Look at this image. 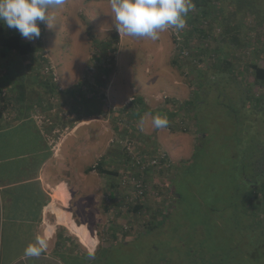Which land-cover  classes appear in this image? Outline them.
I'll return each mask as SVG.
<instances>
[{
    "label": "rangeland",
    "instance_id": "374dc122",
    "mask_svg": "<svg viewBox=\"0 0 264 264\" xmlns=\"http://www.w3.org/2000/svg\"><path fill=\"white\" fill-rule=\"evenodd\" d=\"M208 1L215 25L196 8L200 2L192 0L195 7L186 17V27L166 29L152 41L120 34L111 0H66L62 8L50 10L51 27L40 24L41 35L33 40L39 53L24 59L15 52L0 55V76L23 91L22 104L35 102L38 85L51 79V84L64 87L63 94L71 92L76 81V98L87 96L104 105L105 113L98 117L108 123L107 160L102 166L119 174L107 181V192L115 190L113 199L119 202L108 193L106 199L105 193L101 197L116 207L113 216L123 215L126 223L116 230V223L99 222L108 231V245L98 255L101 264H264L262 196L256 197L249 187L260 186L263 178L262 147L244 150L250 142L259 145L264 140V109L247 117L250 104L245 109L239 104L235 107L244 118L231 117L225 106L216 104H233L244 92L236 83L224 88L219 76H212L218 48H227L235 35L236 45L224 52L235 72L250 80L248 64L264 67V3ZM218 22L224 28H218ZM94 39L118 47L115 61L107 51L93 48ZM94 56L102 61H93ZM24 63L46 73H20ZM99 65L111 70L107 85ZM196 94L197 117L186 104ZM133 98L143 103L126 109ZM51 100L45 92L46 105ZM77 103L93 111V103ZM156 114L167 116V127H153ZM98 151V156L104 153ZM101 160L92 163L95 175ZM132 176L145 184L140 195L132 184L124 186L122 178ZM137 205L140 208L133 211Z\"/></svg>",
    "mask_w": 264,
    "mask_h": 264
},
{
    "label": "crops",
    "instance_id": "0c3cea01",
    "mask_svg": "<svg viewBox=\"0 0 264 264\" xmlns=\"http://www.w3.org/2000/svg\"><path fill=\"white\" fill-rule=\"evenodd\" d=\"M2 49V56L12 53ZM33 71L39 77L43 73L27 63L19 66L20 73ZM76 84L63 94L64 87L43 82L38 85L40 96L36 88V101L22 104L23 91L0 76V264H99L98 255L108 245V231L99 222L116 223V230L126 223L123 215L113 216L116 207L101 197L110 194L108 177L119 175L102 166L108 123L98 117L105 113L104 105L87 96L76 98ZM45 92L51 104L43 101ZM85 101L94 104L93 111L77 103ZM96 118L100 121L92 122ZM101 149L104 153L98 156ZM99 157L95 175L92 163ZM112 193L117 192L110 199L118 203ZM48 228L53 237L47 250L38 257L26 256L25 247Z\"/></svg>",
    "mask_w": 264,
    "mask_h": 264
},
{
    "label": "clouds",
    "instance_id": "9594fccd",
    "mask_svg": "<svg viewBox=\"0 0 264 264\" xmlns=\"http://www.w3.org/2000/svg\"><path fill=\"white\" fill-rule=\"evenodd\" d=\"M66 0H0V21L10 29H16L27 40L38 39L40 24L52 26L54 17L50 10L62 8ZM112 19L116 30L135 38L159 39L160 33L173 28L177 31L186 27V17L195 5L192 0H111ZM166 115L156 114L152 125L156 129L167 127ZM143 130V121H141ZM53 230L48 228L43 235L29 243L24 254L38 257L48 248ZM94 256V250L89 251Z\"/></svg>",
    "mask_w": 264,
    "mask_h": 264
},
{
    "label": "trees",
    "instance_id": "16d2710c",
    "mask_svg": "<svg viewBox=\"0 0 264 264\" xmlns=\"http://www.w3.org/2000/svg\"><path fill=\"white\" fill-rule=\"evenodd\" d=\"M242 1V0H240ZM264 3V0H261ZM194 2L199 3L200 6H196V8H200L201 10V14L203 16L204 19H208L211 23V25H215L217 22L213 19L215 18V11L214 14L212 16V11L208 10L207 6H210V2L207 0H194ZM207 21V20H206ZM221 22V19H220ZM218 22V28H224L222 27V23ZM192 23H194V21L192 20ZM223 36V33L221 34ZM117 38V37H116ZM238 41L237 36H233L231 41L227 44V48L228 49H232L236 43ZM0 47L3 48L2 50L5 51H11V52H15L23 57L29 56L33 53H39V48L38 46H34L33 44V40H27L24 39L20 33L16 30V29H10L6 26V24H3L2 21H0ZM93 48L95 50H101V51H107L108 52V58L110 61H115V53L118 50V47L114 44L111 43V47H107L105 42H101L98 39H94L93 40ZM227 48L225 47L223 50L218 48V51L220 54H218L217 59H216V63L213 66L214 68V72L212 73V76H219L220 83L224 88L231 86V83L233 85V83L238 84L239 86V90H241V92H244V94L241 93V98H239L238 100L233 101V104H231V100L228 102V106H226L224 103L222 104H216V105H220V106H225V109H227V112L231 113V117H241L244 118L243 115L239 114V111L237 110V108L235 107L236 105L238 106L243 105L244 109H245V105L250 104V106H246L247 109H245L246 111V116L247 117H251V115L256 114L257 116L259 114L262 113L263 109H264V67H261L259 65L258 62H254L252 61L251 64H248L246 66L247 71H249L248 69H250L251 71V77L252 79L248 80L245 79V77L243 76V74L241 75V73L239 72H235V69L233 68V64L230 61V58H228V55L225 54L224 52H226ZM207 51H205L206 53ZM101 58L95 57L93 58V61H99ZM46 62H48L47 60H44ZM102 61V59L100 60ZM100 67V71L104 74V76L102 77V81L104 84L107 85L108 79L111 75V70L110 68H103L99 65ZM241 70V69H240ZM49 72V70H46ZM44 74L46 73L45 70L43 72ZM203 78H208V76H206V73H201ZM208 75V74H207ZM230 77H232L230 79ZM52 81L51 79L49 80V82ZM252 81V82H251ZM199 86L202 87L201 90H203V87H205L201 81L198 82ZM208 84V82H207ZM206 84V85H207ZM225 90V89H223ZM199 92V91H197ZM202 92V91H201ZM263 92V93H261ZM200 96L198 97V94H196V98L194 100H191L190 102H187L186 104L189 105L190 107L193 108L194 113L193 115L196 113V117L198 115L199 109H198V105L195 106L194 108V103H196L197 101L195 100H199ZM140 103H143L142 99H138V98H133L129 104L127 106H125L126 109H128L129 107L133 106H139ZM237 103V104H236ZM199 104V102H198ZM231 104V105H230ZM215 105V106H216ZM230 105V106H229ZM240 106H238L239 108ZM224 111V109H223ZM254 111V112H253ZM178 112V111H177ZM171 116L174 115V113L170 114ZM245 116V117H246ZM195 117V118H196ZM240 120V119H239ZM241 121V120H240ZM239 121V125L242 124V122ZM198 122L201 124L202 120L198 119ZM197 122V123H198ZM207 124V123H206ZM256 134H253V137ZM251 143V142H250ZM248 144V146H246L247 148H245L244 150L247 149H259L261 148L262 153H263V167H264V140L259 143V145H251ZM259 164V162H258ZM259 168V166H257ZM101 171V170H100ZM262 172H264V169L262 170ZM103 173H107V172H103ZM250 187V191L256 193V197H259L260 195L262 196V199L260 198L259 202L262 206V208H264V173H263V178L261 175V184L260 186H249ZM140 208V206H135V208L133 209V211H138V209Z\"/></svg>",
    "mask_w": 264,
    "mask_h": 264
},
{
    "label": "built area",
    "instance_id": "2783aa9c",
    "mask_svg": "<svg viewBox=\"0 0 264 264\" xmlns=\"http://www.w3.org/2000/svg\"><path fill=\"white\" fill-rule=\"evenodd\" d=\"M144 169H145V167H144ZM122 179H123L124 186H127V183H130L134 187L140 189L138 195L143 193V190L145 187V184L143 185V183H142L143 180L137 179L135 176L129 177L128 179H127V177H123Z\"/></svg>",
    "mask_w": 264,
    "mask_h": 264
}]
</instances>
